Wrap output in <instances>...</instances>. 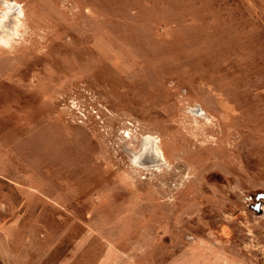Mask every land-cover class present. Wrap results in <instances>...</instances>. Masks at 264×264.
Returning <instances> with one entry per match:
<instances>
[{
    "label": "rangeland",
    "instance_id": "1",
    "mask_svg": "<svg viewBox=\"0 0 264 264\" xmlns=\"http://www.w3.org/2000/svg\"><path fill=\"white\" fill-rule=\"evenodd\" d=\"M259 192L264 0H0V264H264Z\"/></svg>",
    "mask_w": 264,
    "mask_h": 264
},
{
    "label": "bare ground",
    "instance_id": "2",
    "mask_svg": "<svg viewBox=\"0 0 264 264\" xmlns=\"http://www.w3.org/2000/svg\"><path fill=\"white\" fill-rule=\"evenodd\" d=\"M12 6H14V3L12 4ZM195 111H197V110H195ZM148 138H146V140H145L146 142H145V144H143L144 146H143V149H142V153H140L139 157H140V159H143V160L145 159L147 162L150 163V165H146V166L142 165V168H145V169H159L161 167L162 163L165 162V160H166L165 153H164L163 149L161 148V146L159 145L158 141H155V144L153 145L152 141H149L151 137L148 136ZM150 144H151V146H148ZM150 152H153V155ZM153 160H156V161H158L160 163L159 164H152L151 162ZM261 206H262V203H261Z\"/></svg>",
    "mask_w": 264,
    "mask_h": 264
},
{
    "label": "water",
    "instance_id": "3",
    "mask_svg": "<svg viewBox=\"0 0 264 264\" xmlns=\"http://www.w3.org/2000/svg\"><path fill=\"white\" fill-rule=\"evenodd\" d=\"M257 202L253 205L254 210L259 214L262 213L261 199L264 200V192H259L256 195Z\"/></svg>",
    "mask_w": 264,
    "mask_h": 264
}]
</instances>
